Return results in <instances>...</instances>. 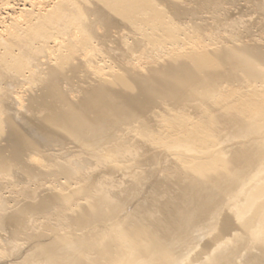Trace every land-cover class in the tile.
Returning a JSON list of instances; mask_svg holds the SVG:
<instances>
[{"label":"bare ground","instance_id":"bare-ground-1","mask_svg":"<svg viewBox=\"0 0 264 264\" xmlns=\"http://www.w3.org/2000/svg\"><path fill=\"white\" fill-rule=\"evenodd\" d=\"M0 264H264V0H0Z\"/></svg>","mask_w":264,"mask_h":264}]
</instances>
